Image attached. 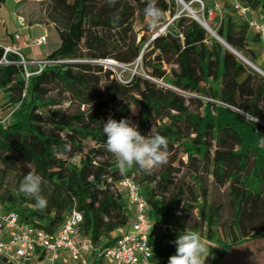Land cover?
<instances>
[{
    "label": "trees",
    "instance_id": "1",
    "mask_svg": "<svg viewBox=\"0 0 264 264\" xmlns=\"http://www.w3.org/2000/svg\"><path fill=\"white\" fill-rule=\"evenodd\" d=\"M5 2L0 0V5ZM45 2L47 21L61 39L49 57L62 63L31 70L27 77L21 57L5 54L0 39V94L5 96L0 102V188L11 159H22L46 184L41 195L47 207L39 211L33 198L7 190L0 194L4 208L50 232L77 209L83 214L78 237L103 248L131 220L125 194L117 187L130 177L147 199L152 222L162 227L151 232V264H168L176 254L174 241L186 230L220 246L211 247V264H220L234 244L264 237V75L226 46L264 71V58L256 50L263 40L249 20L222 0L224 14H217L218 25L210 27L221 41L192 16L179 13V0H153L162 11L159 23H166L168 15L173 20L143 54L151 79L135 76L123 82L112 69L93 61L132 63L142 54L148 37L144 34L137 42L134 22L146 18L148 0ZM240 2L250 8V18L264 14V0ZM212 8L205 5L206 19ZM52 91L69 93L77 109L45 115L44 109L56 104ZM3 109L10 111L7 122ZM134 111L142 135L151 131L168 140V163L150 173L138 166L121 171L106 150V140L88 145L104 136L109 117L129 120ZM65 144L70 151L64 150ZM77 156L79 161H73ZM182 167H190L193 182L180 179ZM203 173L212 175L217 186H226L232 220L228 228L222 224L224 235L218 231L224 205L210 199ZM203 208L206 233L199 225Z\"/></svg>",
    "mask_w": 264,
    "mask_h": 264
},
{
    "label": "built area",
    "instance_id": "2",
    "mask_svg": "<svg viewBox=\"0 0 264 264\" xmlns=\"http://www.w3.org/2000/svg\"><path fill=\"white\" fill-rule=\"evenodd\" d=\"M228 1L249 20L250 26L264 41V14L250 18V8L244 6L240 0ZM218 10L220 6L216 5L209 10V14L217 15ZM15 38L19 39L20 35L15 34ZM1 40L5 54H18L21 57L20 63L26 68V76L33 74L34 72L27 69L28 62L21 47ZM47 41V34H43L34 43L45 45ZM4 61L8 62L6 59ZM62 62L45 60L37 72L46 65ZM112 64L115 63L107 65ZM117 187L125 194L131 220L125 228L119 230L115 242L103 248L94 245L86 236L78 237L83 214L77 209L67 216L60 228L50 232L43 227L23 222L19 213L5 209L0 202V259L10 264H151V232L155 227H162L152 222L147 199L132 178H124L118 182Z\"/></svg>",
    "mask_w": 264,
    "mask_h": 264
},
{
    "label": "rangeland",
    "instance_id": "3",
    "mask_svg": "<svg viewBox=\"0 0 264 264\" xmlns=\"http://www.w3.org/2000/svg\"><path fill=\"white\" fill-rule=\"evenodd\" d=\"M210 2H211V0H202V2H200L198 0H194V3L191 4L190 7L197 15H199V17H201L211 27V25L212 26L218 25L217 16L221 13L224 14V9L222 7L221 12L218 10V13H217L218 15H216V13H214L212 15L209 14L208 15L209 18L206 19L205 18V5L207 3H210ZM14 3H17L16 4V11L17 12H21V10H24V12L29 15V21L28 22L41 23V24L47 26V29H48V32H47L48 33V42H47V44L42 46V47L37 46V47L30 48V51L33 50V51H35L36 54H37V50H43V52H41V54L39 53V54H37V56L29 57L24 51H21L22 54L27 59V62H28L27 66H29L28 67L29 71L39 70L40 64H42L43 61L53 60L51 57H49V55L45 56L46 55L45 53L47 51H54L55 49H57L59 47V44H61V39H60L59 33H58L56 27L53 28L50 25H46V24H50V23L47 21L45 0H6V2L4 4L0 5V39H2V34H3L5 27H9L11 32H12L18 28L17 24L20 23L16 19V16L13 13ZM179 4H180L179 13L186 12L188 15L191 16V12L188 9H186L180 1H179ZM212 7H213V5H212ZM167 19H168V21L164 24L159 23L158 26H151V29L149 31L146 30L147 26L149 25L147 18H145L143 21H141L140 19L135 20L134 28H135V33L137 35V42L140 41L141 37L144 34H146V36L148 37V41L144 43L142 54L134 62L122 63V62H119L115 59H112V60H114L113 62H115V64H112V65H107V63H105L104 60H103V63H102V61H97V62L93 61V63L104 64L105 68L112 69L113 72L115 73V75L123 82L131 81L132 78H134L135 76H139V77L146 78V79H151L149 72L144 67L143 54H144V52H147L149 50V49H146L149 42L155 37V35L165 31V28L167 27L168 23H170L173 20V17L168 15ZM20 26H21V24H20ZM21 31H22L23 35L27 34V30H21ZM41 32H43L42 28L38 25H35L33 28L34 37L39 35ZM9 43L13 44L12 42H9ZM261 46L262 47L257 46V47H259L258 52H260L261 56L264 57V42H263V45H261ZM154 55L155 54H153L152 57H154ZM240 55H242L245 59L251 61L249 58H246L242 53ZM255 65H257V64H255ZM165 68L169 69L170 67L168 65H166ZM154 81H156L162 85H165L164 81H162V80L154 79ZM51 95L55 96L56 104L52 105V106H47L44 109V114L47 116L51 115V114H55L59 111L65 110L70 106L72 107V109H77V107H78L77 103L72 102V97L67 92L59 94L58 91H52ZM193 96L199 97V98L201 97V96H197V95H193ZM201 99H206V98L201 97ZM4 101H5V96L0 94V102L2 103ZM86 107L87 106L83 105L82 109H84ZM107 108H109V110H110V105ZM104 110L107 111L106 108ZM136 114H137V112L134 111L132 116L129 119V121L135 125L137 124L136 120L134 119ZM1 116L3 117L4 121L6 120V122L8 120H10L9 109H3L1 112ZM106 138H107L106 136H103L97 140L96 139L90 140V141H88V145H90V146L96 145L99 142V140L104 141V140H106ZM183 158H184V160H187L186 156H184ZM72 160L75 162H78L79 157L78 156L73 157ZM174 164L177 166L180 165L179 161H177V160L174 162ZM30 170L34 171L33 167L30 164H28L27 162H25L22 159H19L17 157H13L11 159L10 164L6 167L5 186L3 188H0V194L3 192H6L7 190L13 191L17 194H22L19 192V186L23 180L24 175H27V173ZM191 173L192 172H191L190 167H182L181 172L179 174L180 179H184V180L188 181L189 183L193 182L192 178H191ZM201 176H202L204 182L206 183V185L208 186V188L210 190V199L212 201L222 202V204L224 205L220 227L218 228L219 234L224 235L225 232L223 231V229L225 230V228L223 227V225L226 228H228V226L230 225L231 220H232V211H231L230 205H229V196H228V193L226 191V186H224V187L217 186L213 182L212 175H209L207 173H203ZM45 186H46V184L44 182H42L41 190L43 189V187L45 188ZM200 204H201V202H200ZM203 210H204V208L202 210L198 211L199 223H200L199 225L203 227V232L206 233L207 228L202 223V221H203ZM205 240H207L208 247L210 250V256L206 259L205 264H211L213 257L215 256L214 252L211 250V247L215 246V247L219 248L220 246L215 241H211L208 239H205Z\"/></svg>",
    "mask_w": 264,
    "mask_h": 264
},
{
    "label": "clouds",
    "instance_id": "4",
    "mask_svg": "<svg viewBox=\"0 0 264 264\" xmlns=\"http://www.w3.org/2000/svg\"><path fill=\"white\" fill-rule=\"evenodd\" d=\"M115 2V0H111ZM144 15L150 26H158L162 11L153 0H148ZM257 122V118L255 123ZM106 136V150L116 158V166L124 171L138 166L140 170L150 173L155 168L166 165L169 159L168 140L159 133L142 135L137 125L127 119L116 121L109 117L103 124ZM264 144V139L260 141ZM64 150L70 151L71 146L65 144ZM42 178L30 170L24 175L19 192L35 200V207L43 211L47 207L46 198L41 195ZM176 254L169 257L168 264H205L210 256L207 240L196 231H183L174 241ZM214 258V257H213Z\"/></svg>",
    "mask_w": 264,
    "mask_h": 264
},
{
    "label": "crops",
    "instance_id": "5",
    "mask_svg": "<svg viewBox=\"0 0 264 264\" xmlns=\"http://www.w3.org/2000/svg\"><path fill=\"white\" fill-rule=\"evenodd\" d=\"M210 3L213 5V7L216 5L220 6L219 11L221 12L222 0H211ZM16 4L17 3H14L13 13L16 16V19L20 23L17 24L18 28L12 32H11L9 27H5L3 34H2V39H4L8 43L12 42L13 44H15L17 46H20L21 51H24L29 57L37 56V54H39V53L41 54V52H43V50H37V54H36L35 51H33V50L30 51V48L37 47V46H39V47L44 46V45H36L34 43V40L43 34H47V36H48L47 26H45L41 23L28 22L29 21V15L26 14L24 12V10H21V12H17L16 11ZM20 24H21V26H20ZM35 25L40 26L43 30V32H41L36 37H34V34H33V28ZM46 25H50L51 27L55 28V26L51 23L46 24ZM21 30H27V34L23 35ZM15 34H19L20 38L16 39ZM260 47H262V46H260ZM258 49H259V47H256L257 51H259ZM51 52L52 51H47L45 53L46 54L45 56L49 55ZM262 58H264V57L262 56ZM118 233H119V231H116L113 234L116 235ZM0 264H10V263L0 259ZM67 264H69V263H67ZM220 264H264V237L252 238V239H248L244 242L234 244L232 249L224 257V259L221 261Z\"/></svg>",
    "mask_w": 264,
    "mask_h": 264
},
{
    "label": "water",
    "instance_id": "6",
    "mask_svg": "<svg viewBox=\"0 0 264 264\" xmlns=\"http://www.w3.org/2000/svg\"><path fill=\"white\" fill-rule=\"evenodd\" d=\"M183 4H184V7L186 8V9H188L189 11L191 10V12H192V9H191V7H190V3H187V2H185L184 0H180ZM191 16L194 18V19H196L197 21H199L203 26H205L196 16H194L192 13H191ZM206 27V26H205ZM207 28V27H206ZM158 35V34H157ZM157 35H155V37L157 36ZM217 38H219V36L218 35H215ZM220 39V38H219ZM221 40V39H220ZM222 41V40H221ZM224 42V41H223ZM226 44V43H225ZM226 46L229 48V49H231L237 56H239L238 55V53H237V51L235 50V49H233L232 47H230L228 44H226ZM243 61H245V60H243ZM97 62V61H96ZM104 62L105 63H107V64H110V63H115V62H113V61H111L110 59H107V60H104ZM249 66H251L252 68H254L255 70H257L258 72H260L261 74H263L264 75V71L259 67V66H257V65H255L254 63H252V62H250V61H245ZM102 63H103V61H102Z\"/></svg>",
    "mask_w": 264,
    "mask_h": 264
},
{
    "label": "bare ground",
    "instance_id": "7",
    "mask_svg": "<svg viewBox=\"0 0 264 264\" xmlns=\"http://www.w3.org/2000/svg\"><path fill=\"white\" fill-rule=\"evenodd\" d=\"M180 1V0H179ZM181 2V1H180ZM182 3V2H181ZM183 4V3H182ZM184 5V4H183ZM190 12H191V10H190ZM194 16H196L206 27H207V29H208V31L209 32H211L214 36L215 35H217L216 34V32L214 31V30H212L211 28H210V26L208 25V23H206L201 17H199V15H197L193 10H192V12H191ZM209 26V27H208ZM237 53H238V55H239V57L242 59V60H245V61H249V60H247V59H245L242 55H240L239 54V52L237 51ZM111 61H114V60H112V59H110Z\"/></svg>",
    "mask_w": 264,
    "mask_h": 264
}]
</instances>
